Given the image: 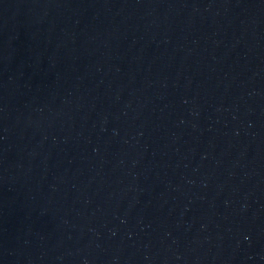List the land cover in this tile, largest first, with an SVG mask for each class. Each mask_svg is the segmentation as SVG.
<instances>
[{
	"label": "water",
	"instance_id": "water-1",
	"mask_svg": "<svg viewBox=\"0 0 264 264\" xmlns=\"http://www.w3.org/2000/svg\"><path fill=\"white\" fill-rule=\"evenodd\" d=\"M0 264H264V0H0Z\"/></svg>",
	"mask_w": 264,
	"mask_h": 264
}]
</instances>
